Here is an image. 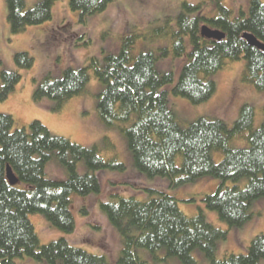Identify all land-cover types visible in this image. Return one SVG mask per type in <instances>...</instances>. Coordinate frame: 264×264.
I'll use <instances>...</instances> for the list:
<instances>
[{"label":"trees","instance_id":"trees-1","mask_svg":"<svg viewBox=\"0 0 264 264\" xmlns=\"http://www.w3.org/2000/svg\"><path fill=\"white\" fill-rule=\"evenodd\" d=\"M55 1L41 0L26 9L25 0H6L11 33L50 20ZM112 1L68 0V5L79 12L84 22L87 16L103 11ZM215 2L211 16L200 12L202 2H182L176 31L171 32L175 56L186 53L184 36L189 37L191 44L171 92L193 105L213 95L215 82L209 76L223 69L227 62L241 58L246 61L242 80L264 92V53L241 37L247 32L264 43V0H250L248 14L240 10L238 16H233L232 9L219 0ZM203 25L222 32L224 38H203L199 32ZM137 37L134 33L124 35L120 51L107 54L103 64L92 57L89 65L67 68L59 78L45 77L35 85L34 99L46 96L55 101L53 109H59L66 100L84 91L90 78L88 70L92 68L94 77L104 84L96 103L99 120L105 126L121 129L136 170L149 178H166L171 188L205 176L220 179L215 191L206 194L202 201L229 228L241 227L252 215L249 212L252 202L264 198V122L253 129V108L244 104L231 126L207 117L182 126L169 105V91L163 89L172 82V73L160 74L156 69V60L168 50L162 49L158 55L143 51L133 56ZM13 58L18 70L32 65L27 52H17ZM19 79L18 71H1L0 100L7 98ZM124 123L130 124L121 127ZM13 125L11 115L0 114V264H18V258H30L41 264H144L140 250L154 257L160 249L164 255L155 260L174 257L180 264H197L194 250L201 251L209 264H260L264 260V233L257 234L245 252L217 258L216 244L226 238L227 230L207 222L201 211L192 217L184 215L174 196L152 186H144L150 197L147 200L133 196L113 200L117 195L113 193L109 200L100 202L107 222L120 236L121 248L115 262L104 254L75 247L65 237L41 244L30 214H42L51 227L64 235L73 232L72 195L100 193L97 172L124 171L125 165L116 157L103 158L96 146L87 148L52 135L38 120L14 130ZM236 140H245L247 146L231 147ZM213 151L222 153L220 162L212 160ZM51 159L60 162L65 178L46 177L45 166ZM79 161L87 169L83 174L77 171ZM7 166L18 180L15 185L6 177ZM242 178L247 180L246 184L237 185ZM227 181L233 184L226 186ZM82 211L86 213L83 208Z\"/></svg>","mask_w":264,"mask_h":264},{"label":"rangeland","instance_id":"rangeland-1","mask_svg":"<svg viewBox=\"0 0 264 264\" xmlns=\"http://www.w3.org/2000/svg\"><path fill=\"white\" fill-rule=\"evenodd\" d=\"M41 0H25V8L29 9ZM232 9L233 16L240 10L247 15L250 0H219ZM182 2L203 4L201 13L211 16L214 13L215 0H113L98 13L89 15L83 21L79 12L72 10L68 0H56L52 5L51 19L28 26L20 33L13 34L7 20L6 0H0V73L3 70L18 71L20 79L6 99L0 100V114L11 115L14 119L13 129L28 127L31 121H40L52 135L66 138L87 148L96 146L98 153L105 159L117 158L125 165L124 171L101 170L98 177L101 182L100 193L71 197V211L75 219L74 231L63 234L51 227L42 214L29 215L41 244L59 237H65L75 246L89 253L104 254L110 262H115L120 253L121 243L118 232L113 229L100 208V202L109 200L113 193L116 200L120 197L133 196L137 200H147L149 195L144 186L155 187L177 200L180 211L192 217L202 212L207 222L215 227L227 230L225 239L218 240L215 255L245 252L250 241L259 233H264V198L252 202L250 219L238 228H229L225 222L219 221L217 213L207 209L203 197L218 187L221 180L213 176H205L194 182L175 188L169 186L168 180L162 177L149 178L139 173L133 163L121 129L108 127L99 120L96 103L104 84L93 75L89 68V81L84 91L68 100L59 108L53 109L55 101L43 96L34 99L35 85L45 77L59 78L67 68H80L89 65L92 57L104 63L107 54H117L121 48L122 37L128 33L138 35L132 52L136 56L143 51L161 54L162 49L168 53L156 60V69L160 74L172 73V82L163 89L168 90L169 105L182 126H187L199 117L220 119L231 126L239 117L240 108L244 104L252 106L254 111L253 129L264 122V92L256 90L250 83L242 80L246 67L245 59L229 61L213 75L215 91L206 101L193 105L185 97L173 94L171 88L177 82L182 66L187 61L186 53L191 48L190 39L186 35L183 42L186 53L175 56L172 53L173 38L171 32L176 31V18L181 10ZM205 2V3H204ZM27 52L32 57V65L28 69L18 70L14 63V54ZM203 75H200L202 78ZM124 123L122 126H128ZM247 146L245 140L231 143L233 148ZM223 158L221 152L213 151L212 160L218 163ZM178 157V163H180ZM77 171H87L83 161L77 163ZM45 175L48 178L63 179L66 174L57 159L46 163ZM247 180L240 179L237 185L244 186ZM233 183L226 182V186ZM82 208L85 209L84 213ZM56 233L59 235L56 236ZM56 236V237H55ZM144 264H180L179 260L162 258L163 250L156 251L154 257L146 250H140ZM197 264H209L201 251L192 252ZM156 258V259H157ZM18 264H41L30 258L16 259ZM264 264V260L260 262Z\"/></svg>","mask_w":264,"mask_h":264},{"label":"water","instance_id":"water-1","mask_svg":"<svg viewBox=\"0 0 264 264\" xmlns=\"http://www.w3.org/2000/svg\"><path fill=\"white\" fill-rule=\"evenodd\" d=\"M199 32L200 36L205 39L221 40L224 38V34L222 32L211 29L206 25L201 26ZM241 37L249 46L255 47L264 53V43L260 42L254 35L244 32L241 34ZM6 177L11 185L17 184L18 180L9 166L6 168Z\"/></svg>","mask_w":264,"mask_h":264}]
</instances>
